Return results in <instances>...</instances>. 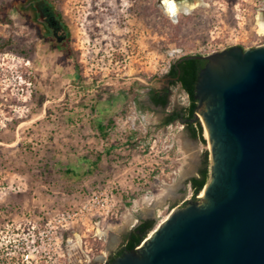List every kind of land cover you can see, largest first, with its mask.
<instances>
[{
    "label": "rangeland",
    "instance_id": "obj_1",
    "mask_svg": "<svg viewBox=\"0 0 264 264\" xmlns=\"http://www.w3.org/2000/svg\"><path fill=\"white\" fill-rule=\"evenodd\" d=\"M20 1L0 0V264L20 262L34 234L33 264H103L142 221L157 227L200 198L189 181L211 160L209 141L201 117L206 143L183 121L164 124L189 106L167 73L186 56L264 46L263 2L207 0L174 19L158 0H49L67 26V64ZM166 88L169 105L155 106ZM96 196L104 216L88 212Z\"/></svg>",
    "mask_w": 264,
    "mask_h": 264
},
{
    "label": "water",
    "instance_id": "obj_2",
    "mask_svg": "<svg viewBox=\"0 0 264 264\" xmlns=\"http://www.w3.org/2000/svg\"><path fill=\"white\" fill-rule=\"evenodd\" d=\"M199 58L207 61L194 119L201 116L209 134L205 195L173 209L154 234L110 264H264V46Z\"/></svg>",
    "mask_w": 264,
    "mask_h": 264
},
{
    "label": "trees",
    "instance_id": "obj_3",
    "mask_svg": "<svg viewBox=\"0 0 264 264\" xmlns=\"http://www.w3.org/2000/svg\"><path fill=\"white\" fill-rule=\"evenodd\" d=\"M17 10L22 16L31 18L41 27V34L46 39L52 41L54 46L61 49L65 63L73 64L72 51L69 46V36L67 33V26L61 20V16L57 14L54 5L49 0H24L20 1L17 6ZM56 18L60 26L62 27L65 35L62 38L61 43L55 40L50 32L48 23ZM200 56H186L175 63H173L167 73L169 84L171 86L180 85L189 98V106L185 112L174 111L165 120V125H171L176 121H183L186 123L191 136L195 139H199L206 143L203 136V126L200 121H195L197 100L195 99V89L199 73L201 69L205 67L207 61L199 58ZM151 102L155 106L167 107L169 105V89L166 88L160 92H152L150 96ZM99 131H104V126H98ZM102 156H100L101 158ZM210 160L209 152L205 153L202 167L198 171V176L190 179L189 183L193 188L194 199L201 193L209 179ZM156 222L153 219L142 221L137 225L126 237L123 249L118 253L117 257L122 256L125 252L135 250L148 235L155 228ZM116 257V258H117ZM116 258H113V262ZM109 263V264H110Z\"/></svg>",
    "mask_w": 264,
    "mask_h": 264
},
{
    "label": "built area",
    "instance_id": "obj_4",
    "mask_svg": "<svg viewBox=\"0 0 264 264\" xmlns=\"http://www.w3.org/2000/svg\"><path fill=\"white\" fill-rule=\"evenodd\" d=\"M262 9H264V0H262ZM107 200H99V197L96 196L95 198H92L88 203L90 204L91 202L93 203L91 208H88V212H92V215L95 216L96 214L93 212L94 210H96L98 212L97 216H104V210L107 206ZM86 209V207H85ZM103 211V212H102ZM102 212V213H100ZM84 210H81V213H73V214H68L67 218H65V220H69V219H73L76 216H79L80 214H83ZM85 215V213H84ZM105 219L96 221L94 226H93V232H94V238L98 239V240H103L106 237V232H105ZM51 234V239L53 238V231L51 230L49 232ZM32 240L29 241L28 238H26V246L25 248H22L24 251L21 254V259L20 262L19 260H14V258H11V262L8 264H33V254L35 252V250H37L38 248H40L41 246H38V240L36 239V235H32L31 236ZM24 245V243H23ZM10 255V254H7ZM106 261V259H105ZM105 261L103 262V264L105 263Z\"/></svg>",
    "mask_w": 264,
    "mask_h": 264
},
{
    "label": "bare ground",
    "instance_id": "obj_5",
    "mask_svg": "<svg viewBox=\"0 0 264 264\" xmlns=\"http://www.w3.org/2000/svg\"><path fill=\"white\" fill-rule=\"evenodd\" d=\"M207 0H188L185 1L184 4L181 5H172V4H167L164 3L163 5L161 4L162 9L164 10V12L168 15H170L172 18L176 19V17L178 16L179 13H184V14H191L196 8L202 7V6H207ZM258 25L260 27V33L264 34V10H261L259 12V16H258ZM201 117V116H200ZM205 135L209 140V134L207 132V129H205ZM205 195V190H202L199 197L202 198ZM170 215V214H169ZM168 216H166L160 223L158 226H160L162 223H164L167 219ZM158 226L156 227V229L158 228ZM154 230L151 232L150 235L154 234ZM80 244V241H79ZM78 244V245H79ZM77 245V246H78ZM77 254V253H76ZM76 257V256H75ZM81 257V256H80ZM75 260V259H74ZM76 261V260H75Z\"/></svg>",
    "mask_w": 264,
    "mask_h": 264
},
{
    "label": "flooded vegetation",
    "instance_id": "obj_6",
    "mask_svg": "<svg viewBox=\"0 0 264 264\" xmlns=\"http://www.w3.org/2000/svg\"><path fill=\"white\" fill-rule=\"evenodd\" d=\"M161 0H158V4L160 3ZM36 23V22H35ZM49 28H50V32L52 34V36L55 38V40L59 41V43H61V40L62 38H64V36H61L62 32H63V29L62 27L60 26V24L58 23V21L56 20V18H53L49 23ZM236 47V46H235ZM241 47V46H240ZM157 107H160V106H157ZM148 220V219H147ZM124 247V245H123ZM123 247L118 250L116 253L113 254V256H110L109 258L106 259L105 263L104 264H109L110 261L113 259V258H116L118 253L123 249ZM126 253V252H125ZM118 258V257H117ZM116 258V259H117Z\"/></svg>",
    "mask_w": 264,
    "mask_h": 264
}]
</instances>
